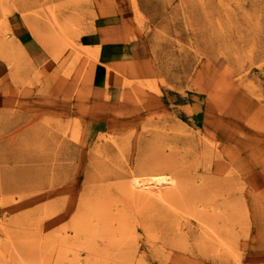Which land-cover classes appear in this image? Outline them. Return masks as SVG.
Instances as JSON below:
<instances>
[{
	"label": "rangeland",
	"instance_id": "obj_1",
	"mask_svg": "<svg viewBox=\"0 0 264 264\" xmlns=\"http://www.w3.org/2000/svg\"><path fill=\"white\" fill-rule=\"evenodd\" d=\"M107 18L148 65L91 132ZM185 263L264 264V0H0V264Z\"/></svg>",
	"mask_w": 264,
	"mask_h": 264
},
{
	"label": "crops",
	"instance_id": "obj_2",
	"mask_svg": "<svg viewBox=\"0 0 264 264\" xmlns=\"http://www.w3.org/2000/svg\"><path fill=\"white\" fill-rule=\"evenodd\" d=\"M109 19L97 24L85 35L82 44L83 48L95 56L96 64L101 65L107 72L105 83L96 79V70L92 76L93 85L88 100L89 114H86L91 132H101L103 127L109 126L108 114L112 105L118 102L125 81L138 77L139 73L145 72L144 67L148 65V60L142 56L144 50L137 44V40L126 32L123 25ZM24 43L23 48L29 57L33 59L41 57L42 51L37 42H29L26 39ZM165 98V95L150 93L147 98L148 106L155 108L156 102L165 106Z\"/></svg>",
	"mask_w": 264,
	"mask_h": 264
},
{
	"label": "bare ground",
	"instance_id": "obj_3",
	"mask_svg": "<svg viewBox=\"0 0 264 264\" xmlns=\"http://www.w3.org/2000/svg\"><path fill=\"white\" fill-rule=\"evenodd\" d=\"M109 83V82H108ZM107 83V84H108ZM227 134V133H226ZM230 134V133H229ZM162 168V167H161ZM174 180V179H173ZM171 181H172V179H171ZM167 183H170L169 181H168V179H166V177H154V178H151V179H135L133 182H132V184H131V188H130V195L132 196V198L133 199H135V200H142L143 201V203H144V201H145V203H147L146 202V200H148L149 202H150V200L151 201H153V200H155V199H164L165 198V193H163L162 191H159V192H156L155 190H153L154 188H158V186H159V189H160V186L161 185H165V184H167ZM158 189V190H159ZM157 190V189H156ZM160 190H162V188L160 189ZM174 193V192H173ZM175 194V193H174ZM177 194V193H176ZM172 199V198H171ZM152 204V203H151ZM176 207V206H175ZM172 208V210H171V212L174 210V208L173 207H171ZM175 209H177V208H175ZM179 209V208H178ZM183 209V208H182ZM181 209V210H182ZM187 210V209H186ZM168 211V210H167ZM178 211H180V210H178ZM182 211H184L185 212V210H182ZM188 212V211H187ZM190 212H188V214H189ZM175 214V213H174ZM173 214V216H175ZM181 214V216H182V218H184L183 217V214L182 213H180ZM150 218H152V217H150ZM172 218V217H171ZM173 220V219H172ZM178 227V226H177ZM179 230V232H180V229H178ZM158 231V230H157ZM209 232V231H208ZM158 233V232H157ZM150 234H151V232H150ZM181 234V233H180ZM214 234L216 235V233L214 232ZM177 236H178V234H177ZM180 237H182V234H181V236ZM217 238H218V236H216ZM58 238V237H57ZM220 238V237H219ZM57 241V240H56ZM217 241V240H216ZM218 242V241H217ZM225 243V242H224ZM179 243H177V245H178ZM225 245V244H224ZM206 246V245H205ZM226 246V245H225ZM228 246V245H227ZM231 246H232V244H231ZM224 247V246H223ZM233 247V246H232ZM214 248H215V246H214ZM218 248H220V246L218 247ZM230 249H231V247H230ZM233 250V248L231 249V251ZM218 251H219V249H218ZM214 253H216L215 251H213ZM219 253V252H218ZM229 253V252H228ZM219 255H220V253H219ZM216 256V255H215ZM184 258V257H183ZM185 261V260H184ZM186 264V263H185Z\"/></svg>",
	"mask_w": 264,
	"mask_h": 264
}]
</instances>
